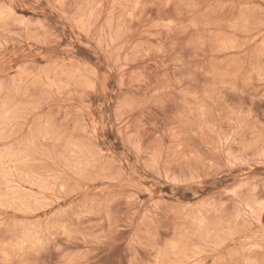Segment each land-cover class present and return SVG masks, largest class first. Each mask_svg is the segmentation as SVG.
I'll use <instances>...</instances> for the list:
<instances>
[{
    "label": "rangeland",
    "instance_id": "obj_1",
    "mask_svg": "<svg viewBox=\"0 0 264 264\" xmlns=\"http://www.w3.org/2000/svg\"><path fill=\"white\" fill-rule=\"evenodd\" d=\"M0 264H264V0H0Z\"/></svg>",
    "mask_w": 264,
    "mask_h": 264
}]
</instances>
